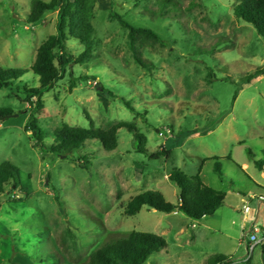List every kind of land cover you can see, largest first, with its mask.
Listing matches in <instances>:
<instances>
[{"label": "rangeland", "instance_id": "rangeland-1", "mask_svg": "<svg viewBox=\"0 0 264 264\" xmlns=\"http://www.w3.org/2000/svg\"><path fill=\"white\" fill-rule=\"evenodd\" d=\"M32 1L0 0V67L27 71L13 88L0 89V107L18 115L0 124V164L17 169L16 186L0 194V264H86L104 244L132 232L158 234L168 243L145 264H208L218 255L230 258L228 264H264L261 246L243 261L244 229H264V176L256 165L264 162V75L246 83L264 68V38L235 16L238 2L97 0L92 58L71 65L78 86L71 90L69 71L43 96L42 149L25 128L33 107L13 96L19 87H39L32 66L41 44L56 33L57 11L27 23ZM114 15L160 37L135 43L149 69L136 63L129 31ZM68 46L76 56L83 51L75 40ZM121 122L137 124L148 156L137 152L127 129L119 131L113 152L99 141L67 158L48 149L63 124L107 130ZM164 150L171 156L149 158ZM78 158H86L87 167ZM217 161L223 177L214 172ZM174 169L189 177L201 172L206 185L226 195L208 221L147 208L123 214L148 190L177 204V188L168 180Z\"/></svg>", "mask_w": 264, "mask_h": 264}, {"label": "trees", "instance_id": "trees-1", "mask_svg": "<svg viewBox=\"0 0 264 264\" xmlns=\"http://www.w3.org/2000/svg\"><path fill=\"white\" fill-rule=\"evenodd\" d=\"M159 1L166 3L173 0ZM236 1L238 4L234 8L235 16L252 25L258 34L264 38V0ZM96 3L97 0H51L50 2L33 0L31 3V11L27 18L28 24H38L48 13L58 12L56 33L41 44L32 66V71L39 78V87L23 86L19 87L16 93H13V96L21 103H27L33 107L25 128L27 132H31L37 145L42 149L45 147V133L40 127L38 116L45 110L43 96L53 90L69 71V75L73 78L70 82L71 90L78 86V80L74 78L71 72V65L82 64L92 58L95 32L93 19ZM113 18H116L119 24L129 31V47L136 63L145 69H149L150 65L137 56L135 43L141 37L160 42V37L152 30L130 25L120 16L114 15ZM70 40H75L83 47V51L79 55L76 56L70 51L68 46ZM26 73L27 71L22 69L0 67V89L13 88L15 82L19 81ZM262 75H264V68L247 77L246 83H251L253 79ZM82 78L85 81L91 80L89 76ZM100 88L102 93L107 96L113 99L119 98L104 87ZM235 98H237V94ZM121 101L128 109L135 111L130 102L124 98H121ZM13 113L12 109L0 107V124ZM91 125L92 128L86 129L63 124L55 131L54 143L48 149L61 158H67L72 155L74 150L86 146L87 142L99 141L105 151L113 152L118 148L119 131L127 129L133 133L137 152L148 156V139L139 131L137 124L121 122L107 130L96 129L93 124ZM163 156L170 157L171 152L164 150L149 155V158L157 160ZM77 160L83 162V167H87L86 158H78ZM263 163L262 161L256 162L260 170H262ZM16 171L17 169L10 162L0 164V194H5L7 188L16 186ZM214 172L219 177H223L222 165L218 161L214 164ZM168 180L177 188V204L168 202L158 191L148 190L131 199L123 207V214L135 216L143 208H147L150 211L165 214L182 213L191 220L200 221L213 215L225 203L226 195L206 185L200 173L189 177L181 170L174 169ZM167 248V241L158 234L132 232L127 236L104 244L91 255L86 264H145L153 254ZM231 262L232 260L224 255H218L208 260V264H228Z\"/></svg>", "mask_w": 264, "mask_h": 264}, {"label": "built area", "instance_id": "built-area-1", "mask_svg": "<svg viewBox=\"0 0 264 264\" xmlns=\"http://www.w3.org/2000/svg\"><path fill=\"white\" fill-rule=\"evenodd\" d=\"M262 174L264 176V163L262 166ZM257 197H252L251 199H256ZM259 201L264 202V196H259ZM243 213L247 216L250 213V207L244 206ZM243 241L246 247V255L243 259L245 263L252 260L255 250L258 247H264V229L259 226L251 225L249 229H244L243 231Z\"/></svg>", "mask_w": 264, "mask_h": 264}, {"label": "crops", "instance_id": "crops-1", "mask_svg": "<svg viewBox=\"0 0 264 264\" xmlns=\"http://www.w3.org/2000/svg\"><path fill=\"white\" fill-rule=\"evenodd\" d=\"M201 171V170H200ZM200 173V175H201V172H199ZM202 178V177H201ZM202 180H203V178H202ZM205 183V182H204ZM206 184V183H205ZM263 190H264V188H263ZM209 219H208V217H205V218H203L202 220H200V222L202 221V222H206V221H208ZM193 227H195V225L193 226ZM205 227H208V226H205ZM208 228H210V226L208 227ZM263 248V254H264V247H262Z\"/></svg>", "mask_w": 264, "mask_h": 264}, {"label": "water", "instance_id": "water-1", "mask_svg": "<svg viewBox=\"0 0 264 264\" xmlns=\"http://www.w3.org/2000/svg\"><path fill=\"white\" fill-rule=\"evenodd\" d=\"M14 116H16V117H17L18 115H11V116H8V118H10V117H14Z\"/></svg>", "mask_w": 264, "mask_h": 264}]
</instances>
